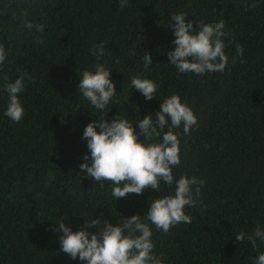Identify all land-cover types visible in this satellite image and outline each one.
I'll list each match as a JSON object with an SVG mask.
<instances>
[{
  "label": "trees",
  "instance_id": "trees-1",
  "mask_svg": "<svg viewBox=\"0 0 264 264\" xmlns=\"http://www.w3.org/2000/svg\"><path fill=\"white\" fill-rule=\"evenodd\" d=\"M127 4L122 9L120 0H0V45L6 52L0 63V264H85L61 250L55 224L76 231L90 219L122 225L134 214L149 224L153 252L163 264H255L264 241L257 239L253 247L247 236L257 226L264 231V0ZM175 13H186L196 29L224 21L229 64L223 72L197 76L170 64ZM25 20L42 24L43 33L26 28ZM99 45L102 57L91 52ZM145 51L152 60L147 68ZM97 64L110 70L117 91L103 111L78 90L79 74L95 71ZM22 73L18 98L24 116L13 122L5 115L4 89ZM134 76L155 82L156 97L146 100L132 89ZM172 94L197 117L189 134L174 129L181 161L172 170L174 180L195 176L204 184L197 206H185L191 223L164 233L147 221L146 212L155 199L174 194L175 183L115 200L111 182L84 177L79 165L90 155L82 138L89 122L116 116L139 133L137 122L149 113L154 120L160 102ZM138 139L143 142V134ZM241 232L245 240L237 242Z\"/></svg>",
  "mask_w": 264,
  "mask_h": 264
},
{
  "label": "clouds",
  "instance_id": "clouds-1",
  "mask_svg": "<svg viewBox=\"0 0 264 264\" xmlns=\"http://www.w3.org/2000/svg\"><path fill=\"white\" fill-rule=\"evenodd\" d=\"M127 0H120V7L126 8ZM254 7V5H253ZM25 15H27L25 13ZM186 13H175L171 25L175 45L167 52L171 65L180 73H194L197 76L209 72H223L229 64L225 53V43L222 37L226 35L225 23L220 20L215 23H201L194 28L191 20H185ZM24 25L29 30L35 27L43 33L42 24L33 25L25 20ZM39 38L34 39V43ZM243 48L236 44V56L242 57ZM93 55H104L103 45L93 46ZM144 66L152 64L151 55L145 51ZM6 59L3 45H0V63ZM233 63L236 57H233ZM80 75L78 90L97 110H105L116 95L114 82L110 79V70L103 64H97L95 71H83ZM24 74L14 82L7 84L4 89L9 101L5 115L13 122L23 119L24 108L21 105L18 93L24 89ZM132 89L142 93L146 100L156 97L158 85L150 79L140 77L131 78ZM139 133L128 119L113 117L89 122L83 131L82 138L87 141L90 155L85 154L79 165L84 177L93 178L96 182H111L112 196L117 199L126 198L128 194H142L145 189L161 191V182L172 186L175 183L174 194L155 199L149 205L146 219L156 229L168 233L180 223H191V216L185 213V206L195 208L200 196L202 179L195 176L181 175L174 180L173 168L178 167L180 161L179 133L174 129L182 127L183 134L187 135L197 125V117L186 103L181 102L178 95L172 94L160 102V110L145 115L138 122ZM168 126V130L163 131ZM143 134V142L138 135ZM158 142H148L153 137H161ZM91 163H88V161ZM199 203H203L199 201ZM96 228L98 231L89 232ZM53 231L62 233L59 237L61 250L71 259H79L85 264H163L154 254L152 230L144 222L140 214L125 217L122 225L111 224L100 219H90L78 230L73 231L65 223L55 224ZM247 239L255 247L257 239L264 241V231L259 226L253 235ZM237 242L245 240L243 232L235 236ZM255 264H264V252L255 260Z\"/></svg>",
  "mask_w": 264,
  "mask_h": 264
}]
</instances>
